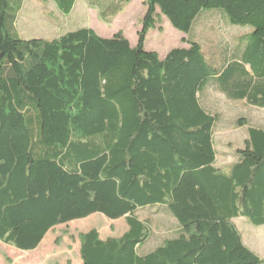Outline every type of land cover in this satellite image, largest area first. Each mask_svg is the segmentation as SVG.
<instances>
[{
    "label": "trees",
    "instance_id": "obj_1",
    "mask_svg": "<svg viewBox=\"0 0 264 264\" xmlns=\"http://www.w3.org/2000/svg\"><path fill=\"white\" fill-rule=\"evenodd\" d=\"M49 1L62 16L76 3ZM142 1L132 47L88 27L24 39L23 0H0V244L33 252L55 228L100 214L128 230L83 235V264H264L235 224L264 227V128L236 121L248 135L226 173L220 118L202 104L213 90L264 110V0ZM100 9L110 24L123 6ZM209 13L253 30L205 46L192 31ZM164 18L186 38L161 58L146 40ZM152 208L180 230L141 255L154 235L139 211Z\"/></svg>",
    "mask_w": 264,
    "mask_h": 264
},
{
    "label": "rangeland",
    "instance_id": "obj_2",
    "mask_svg": "<svg viewBox=\"0 0 264 264\" xmlns=\"http://www.w3.org/2000/svg\"><path fill=\"white\" fill-rule=\"evenodd\" d=\"M22 3L24 6L17 28L24 39H53L78 28L92 27L100 37L106 39L112 38L118 32H123L129 38L128 40L136 44L139 33L137 30L142 28L141 21L145 11L140 0H132L129 4H126L125 0H76L69 16H62L55 6H51V2L46 3L44 0H23ZM117 3L118 6H123V10L116 17H108L110 24L104 22L96 6H100V10L104 12ZM44 17L48 18L47 22H44ZM231 27L234 29L221 25L220 32L225 38H232V35L238 33H250L253 30L251 27ZM181 35L164 18L162 31L149 32L148 47L163 53L171 46L179 45ZM202 104L220 118L215 134V145L218 151L217 165L228 173L227 167L236 161V150L243 146L244 139L248 135V128L238 127L236 121L246 119L253 125L264 128V110L246 105L242 101L228 100L213 90L205 93ZM162 208L168 211L165 206ZM139 216L142 219H150L154 235L153 239L139 250L141 255L153 252L164 240L178 237L180 230L178 222L169 212L161 208H152L139 211ZM235 224L245 244L264 259V227H255L245 218L237 219ZM91 230H97L100 238L106 240L122 237L128 227L124 219L111 221L96 214L55 228L33 252H22L0 244V264H83L81 238Z\"/></svg>",
    "mask_w": 264,
    "mask_h": 264
},
{
    "label": "crops",
    "instance_id": "obj_3",
    "mask_svg": "<svg viewBox=\"0 0 264 264\" xmlns=\"http://www.w3.org/2000/svg\"><path fill=\"white\" fill-rule=\"evenodd\" d=\"M44 1L46 3L50 2L49 0H44ZM140 2H142L143 6L145 8V11H144V16H145V14H146V7H145L143 1L140 0ZM51 6H55V5L51 2ZM20 13L21 14H19V17L22 15V11ZM19 17H18V19H19ZM47 19H48L47 17H44V22H47ZM50 23H52V22L50 21ZM221 25H225L224 24V19L222 17L219 18V19L218 18H215L214 15H211V13H209L208 15L202 17V19H201V21L199 23H196L195 24L192 33L195 35L196 40H198L200 43H202L205 46H208V47H211L212 46V48L215 45H217L218 43H224V44L225 43H233L235 40L238 39V37H240L241 35H244V34H239L238 33L236 35H232V38H225V36H223V33L220 32ZM17 27H18V22H17ZM229 27L231 29H234L231 26H229ZM89 28L93 29L92 27H89ZM17 30H18V28H17ZM140 30L141 29L139 28V30H137V31L139 32ZM18 32L21 35V32L19 30H18ZM124 35L127 37V35L125 33H124ZM183 38H186L184 34L181 35L180 41ZM129 41H130L132 47H136L137 46L138 40H137L136 44L135 43L133 44L131 42V40H129ZM180 44L177 45V46H171L166 51H164L163 53H161L160 50H151V48L148 47V36H147L146 49L149 50V51L158 52L159 55H160V57L161 58H164L173 48H176V47L180 46ZM246 138H247V135H246Z\"/></svg>",
    "mask_w": 264,
    "mask_h": 264
}]
</instances>
